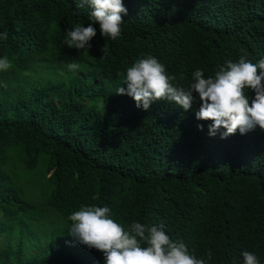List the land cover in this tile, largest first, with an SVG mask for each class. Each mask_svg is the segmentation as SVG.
<instances>
[{"label": "trees", "instance_id": "trees-1", "mask_svg": "<svg viewBox=\"0 0 264 264\" xmlns=\"http://www.w3.org/2000/svg\"><path fill=\"white\" fill-rule=\"evenodd\" d=\"M77 3L0 0V58L12 64L0 72V264H103L69 235L83 205L109 207L126 230L164 225L197 258L211 250L208 264H243L242 251L264 264V131L209 136L198 97L188 111L144 110L116 93L148 55L184 88L197 68L207 78L241 55L258 62L264 0H123L121 36L94 24L84 50L63 43L88 26L91 9Z\"/></svg>", "mask_w": 264, "mask_h": 264}, {"label": "clouds", "instance_id": "clouds-1", "mask_svg": "<svg viewBox=\"0 0 264 264\" xmlns=\"http://www.w3.org/2000/svg\"><path fill=\"white\" fill-rule=\"evenodd\" d=\"M87 5L88 26L77 25L66 31L64 45L78 50L90 49V41L96 36L99 24L101 36L112 41L122 34L123 15H127L123 0H78L77 7ZM5 39L7 35L0 33ZM104 53L105 47L102 48ZM11 62L0 58V72L8 71ZM69 71L80 65L71 62ZM175 76L169 75L166 66L156 57L148 55L136 60L126 69L123 85L118 95L133 98L137 108L149 109L153 102L174 103L185 111L192 109L194 101H200L195 117L200 121H211L209 136L220 134L221 138L245 134L257 126L264 131V58L253 63L241 55L237 62L228 61L205 78L203 70L192 73V82L187 88L176 87ZM254 92L250 98L247 92ZM194 93L197 95L194 96ZM198 127L203 130L204 125ZM223 129V131H221ZM71 226L69 235L88 249L102 252L103 264H208L212 252L206 258H197L182 241L173 240L164 225L146 226L133 221L126 230L111 216L107 206L83 205L68 216ZM243 264H260L256 254L242 251Z\"/></svg>", "mask_w": 264, "mask_h": 264}, {"label": "rangeland", "instance_id": "rangeland-1", "mask_svg": "<svg viewBox=\"0 0 264 264\" xmlns=\"http://www.w3.org/2000/svg\"><path fill=\"white\" fill-rule=\"evenodd\" d=\"M42 57L45 58V55H43ZM36 175H37V180L40 182L41 181L40 173L37 172ZM25 196L27 198H32V199L34 198L33 200L38 199V196L35 193V188H27V190L25 191ZM54 239L56 241L58 240V237L56 236V238Z\"/></svg>", "mask_w": 264, "mask_h": 264}]
</instances>
